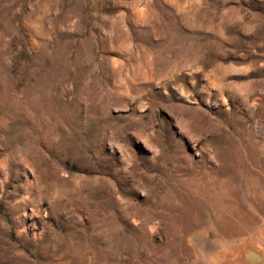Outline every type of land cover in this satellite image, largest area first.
<instances>
[{"label":"rangeland","instance_id":"1","mask_svg":"<svg viewBox=\"0 0 264 264\" xmlns=\"http://www.w3.org/2000/svg\"><path fill=\"white\" fill-rule=\"evenodd\" d=\"M0 264H264V0H0Z\"/></svg>","mask_w":264,"mask_h":264}]
</instances>
